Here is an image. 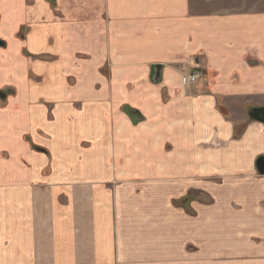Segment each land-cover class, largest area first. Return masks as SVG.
<instances>
[{"label":"crops","instance_id":"0c3cea01","mask_svg":"<svg viewBox=\"0 0 264 264\" xmlns=\"http://www.w3.org/2000/svg\"><path fill=\"white\" fill-rule=\"evenodd\" d=\"M0 43V264H264V0H0Z\"/></svg>","mask_w":264,"mask_h":264},{"label":"rangeland","instance_id":"374dc122","mask_svg":"<svg viewBox=\"0 0 264 264\" xmlns=\"http://www.w3.org/2000/svg\"><path fill=\"white\" fill-rule=\"evenodd\" d=\"M1 55H0V78L2 79L3 83H9L12 84L13 81L16 79V69H15V63H14V55L8 51L6 54L3 55V59L1 60ZM34 81H37L38 77L35 74H31L30 76ZM15 80L14 82H16ZM5 88H11V87H3L2 89ZM10 90H2V92L7 93ZM262 247V246H260ZM264 252V251H263ZM259 253H262L259 251ZM264 254V253H263Z\"/></svg>","mask_w":264,"mask_h":264},{"label":"water","instance_id":"95a60500","mask_svg":"<svg viewBox=\"0 0 264 264\" xmlns=\"http://www.w3.org/2000/svg\"><path fill=\"white\" fill-rule=\"evenodd\" d=\"M0 44L2 45V43ZM160 76L161 68L157 66L155 69L154 80H157ZM247 114L250 120L259 122V124L264 123V107L253 108ZM255 166L258 174L261 175V177L264 176V157H259L256 160Z\"/></svg>","mask_w":264,"mask_h":264},{"label":"trees","instance_id":"16d2710c","mask_svg":"<svg viewBox=\"0 0 264 264\" xmlns=\"http://www.w3.org/2000/svg\"><path fill=\"white\" fill-rule=\"evenodd\" d=\"M1 94V93H0ZM135 114V117H137V113L134 112ZM236 129V137H238L245 129V126H238L235 128ZM32 148H34L35 151H42L40 148L36 147V146H33L32 145ZM192 200V197L188 196V197H185L183 199H180L179 201L175 202L176 205H179V207H183V208H186L187 207V204L189 203V201Z\"/></svg>","mask_w":264,"mask_h":264},{"label":"built area","instance_id":"2783aa9c","mask_svg":"<svg viewBox=\"0 0 264 264\" xmlns=\"http://www.w3.org/2000/svg\"><path fill=\"white\" fill-rule=\"evenodd\" d=\"M199 75L198 74H190V75H188L187 76V78H186V84H188V85H190V84H194L199 78Z\"/></svg>","mask_w":264,"mask_h":264}]
</instances>
